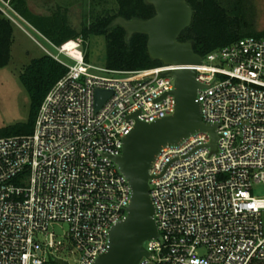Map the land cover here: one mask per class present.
I'll use <instances>...</instances> for the list:
<instances>
[{
    "label": "built area",
    "instance_id": "2783aa9c",
    "mask_svg": "<svg viewBox=\"0 0 264 264\" xmlns=\"http://www.w3.org/2000/svg\"><path fill=\"white\" fill-rule=\"evenodd\" d=\"M42 50L67 72L30 134L0 137V264H93L131 189L112 157L135 120L174 112L178 66L120 71L86 62L80 39ZM60 55L73 62L66 64ZM202 121L216 127L164 146L149 170L157 237L138 264H264V37L217 48L194 66ZM111 95L95 110V90ZM129 117V118H128ZM66 226L61 235L55 227Z\"/></svg>",
    "mask_w": 264,
    "mask_h": 264
},
{
    "label": "water",
    "instance_id": "95a60500",
    "mask_svg": "<svg viewBox=\"0 0 264 264\" xmlns=\"http://www.w3.org/2000/svg\"><path fill=\"white\" fill-rule=\"evenodd\" d=\"M153 6L155 14L147 19L126 20L117 17L113 26L126 30V38L133 34L147 36L149 57L177 68L169 72L173 78L174 112L152 123L135 119L132 130L123 139L121 154L112 157L131 189L130 202L125 217L112 226L106 250L93 264H138L147 256L144 242L157 237L153 218L154 207L149 196L148 170L160 149L173 146L196 132H207L214 149L216 127L202 121L201 107L196 93L201 84L196 79L194 66L201 63V56L193 50L191 42H179L178 37L191 23L192 9L186 0H145ZM111 95L110 91L95 90V110ZM128 117V118H129ZM59 264H67L58 260Z\"/></svg>",
    "mask_w": 264,
    "mask_h": 264
},
{
    "label": "trees",
    "instance_id": "16d2710c",
    "mask_svg": "<svg viewBox=\"0 0 264 264\" xmlns=\"http://www.w3.org/2000/svg\"><path fill=\"white\" fill-rule=\"evenodd\" d=\"M8 1L22 15L24 0ZM192 9L190 25L178 37L179 42H191L193 50L200 56L221 48L240 38L254 36L264 37L255 29L256 9L253 0H186ZM115 12H105L84 25L83 34L103 36L106 41L105 67L111 70L132 71L155 68L161 61L149 57L146 48L147 36L133 34L126 38V30L119 25L113 26L117 17L126 20H147L154 14L152 5L145 0H115ZM43 33H51L43 20L39 21ZM56 29V28H54ZM71 36L61 37L56 43L61 45ZM13 42L11 21L0 11V68L8 65ZM85 54V60H86ZM67 72L47 54L30 60L19 75L20 83L29 96V112L24 123L0 129V137L30 134L39 107L51 87Z\"/></svg>",
    "mask_w": 264,
    "mask_h": 264
},
{
    "label": "rangeland",
    "instance_id": "374dc122",
    "mask_svg": "<svg viewBox=\"0 0 264 264\" xmlns=\"http://www.w3.org/2000/svg\"><path fill=\"white\" fill-rule=\"evenodd\" d=\"M256 9L255 29L264 33V0H253ZM22 15L8 1L0 0V11L11 21L13 42L11 58L7 66L0 68V129L24 123L29 112V96L19 80V75L30 60L44 54L42 47L55 53L47 43L56 46L61 37L71 36V40L80 39L86 54V62L105 67L106 41L103 36L87 35L82 32L94 18L105 12H115V0H24ZM43 20L51 33H43L39 21ZM56 28V29H54ZM68 65L73 62L59 56ZM254 194H264V186L255 185ZM264 223V210L261 212ZM66 226L55 227L56 234L61 235ZM76 256L67 258L69 264H78Z\"/></svg>",
    "mask_w": 264,
    "mask_h": 264
}]
</instances>
